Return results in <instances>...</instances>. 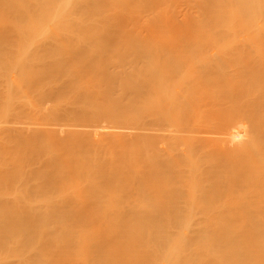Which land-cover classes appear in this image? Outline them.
Segmentation results:
<instances>
[{"label": "bare ground", "instance_id": "6f19581e", "mask_svg": "<svg viewBox=\"0 0 264 264\" xmlns=\"http://www.w3.org/2000/svg\"><path fill=\"white\" fill-rule=\"evenodd\" d=\"M2 104L0 264H264V0H0Z\"/></svg>", "mask_w": 264, "mask_h": 264}, {"label": "rangeland", "instance_id": "374dc122", "mask_svg": "<svg viewBox=\"0 0 264 264\" xmlns=\"http://www.w3.org/2000/svg\"><path fill=\"white\" fill-rule=\"evenodd\" d=\"M184 2L183 1H177L172 5V8L174 9H178V7H180ZM44 11V10H43ZM55 12H51L48 15V18L46 20V22H44L43 24H40L39 29H47L48 28V24L50 22H52L53 16H54ZM23 25H28V23L26 21L21 22ZM36 28V27H35ZM205 33H212V30H208ZM13 59H20V57H16ZM4 93H7V91H5ZM32 103H28L29 106H31ZM0 108L3 111L2 117L0 116V119H7L12 118L13 117V112H11L10 110H12V108H8L7 106H5L4 104H2L0 106ZM38 118V114H36L34 111H29V112H25L24 114H19L13 117V119H22V120H26V121H33L35 119Z\"/></svg>", "mask_w": 264, "mask_h": 264}]
</instances>
